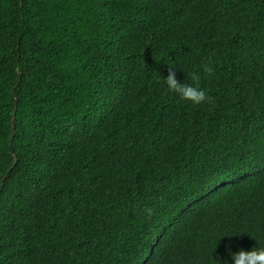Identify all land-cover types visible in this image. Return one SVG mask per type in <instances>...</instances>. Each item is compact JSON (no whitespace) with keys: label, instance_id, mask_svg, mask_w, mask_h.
Instances as JSON below:
<instances>
[{"label":"trees","instance_id":"trees-1","mask_svg":"<svg viewBox=\"0 0 264 264\" xmlns=\"http://www.w3.org/2000/svg\"><path fill=\"white\" fill-rule=\"evenodd\" d=\"M250 233L264 0H0V264H222Z\"/></svg>","mask_w":264,"mask_h":264},{"label":"clouds","instance_id":"clouds-1","mask_svg":"<svg viewBox=\"0 0 264 264\" xmlns=\"http://www.w3.org/2000/svg\"><path fill=\"white\" fill-rule=\"evenodd\" d=\"M199 81L200 76L195 72L189 73L187 79H178L176 72L171 68L168 75L163 77V83L166 85L168 93L175 94L180 99L191 102L193 105H200L210 100ZM253 237L257 241L255 246L250 250L241 248L239 251H232L229 249L231 260H225L222 264H264V242L256 236ZM219 264H221V261H219Z\"/></svg>","mask_w":264,"mask_h":264}]
</instances>
